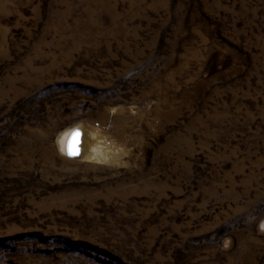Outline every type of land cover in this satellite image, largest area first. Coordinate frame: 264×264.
I'll use <instances>...</instances> for the list:
<instances>
[{"label":"rangeland","instance_id":"1","mask_svg":"<svg viewBox=\"0 0 264 264\" xmlns=\"http://www.w3.org/2000/svg\"><path fill=\"white\" fill-rule=\"evenodd\" d=\"M0 264H264V0H0Z\"/></svg>","mask_w":264,"mask_h":264},{"label":"bare ground","instance_id":"2","mask_svg":"<svg viewBox=\"0 0 264 264\" xmlns=\"http://www.w3.org/2000/svg\"><path fill=\"white\" fill-rule=\"evenodd\" d=\"M74 132H77V130L75 128H69L65 131H63L59 138H58V146H59V149L61 150V152H63L64 154H67V155H71V156H75L76 153H80L81 150L79 149V139L78 137H76L75 139H73V133ZM96 136V135H95ZM81 139V138H80ZM82 141V140H81ZM96 142V141H94ZM70 144H71V149H70ZM84 144V143H83ZM95 144V143H94ZM82 148V147H81ZM84 148V147H83ZM82 148V149H83ZM100 148V146H99ZM98 146H93V147H90L88 150V152H83L84 154V157L86 158H90V159H94V158H100L102 156V151L101 149H99ZM84 150V149H83ZM81 155V154H80ZM83 156V155H82ZM81 156L80 159H82L83 157ZM104 156V155H103ZM80 157V156H79ZM85 160V159H84ZM96 160V161H97Z\"/></svg>","mask_w":264,"mask_h":264},{"label":"snow or ice","instance_id":"3","mask_svg":"<svg viewBox=\"0 0 264 264\" xmlns=\"http://www.w3.org/2000/svg\"><path fill=\"white\" fill-rule=\"evenodd\" d=\"M78 136H79V132L78 131L73 133V139H75ZM70 149H71V144H70Z\"/></svg>","mask_w":264,"mask_h":264}]
</instances>
